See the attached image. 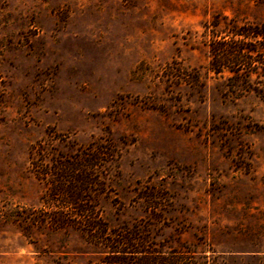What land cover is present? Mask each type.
<instances>
[{"label":"rangeland","instance_id":"374dc122","mask_svg":"<svg viewBox=\"0 0 264 264\" xmlns=\"http://www.w3.org/2000/svg\"><path fill=\"white\" fill-rule=\"evenodd\" d=\"M261 25L264 0H0V264H106L47 220L38 175L100 146L107 235L162 264H264V51L209 64L214 34Z\"/></svg>","mask_w":264,"mask_h":264},{"label":"trees","instance_id":"16d2710c","mask_svg":"<svg viewBox=\"0 0 264 264\" xmlns=\"http://www.w3.org/2000/svg\"><path fill=\"white\" fill-rule=\"evenodd\" d=\"M249 39L257 41L259 49L264 51V26H237L230 29L229 33L214 34L210 43L209 64L212 70L216 73L224 68L235 73L252 72L251 65L262 61L255 59L259 49H251L245 45ZM40 151L43 152L42 149ZM104 154L105 151L100 146L81 148L71 154H56L47 158L49 164L38 171L46 184L41 200L51 211L47 220L60 227L80 224L87 234L101 238L108 248L107 253L111 255L106 264H162L144 249L143 239L131 236L130 232L107 235L105 223L96 218L91 193L92 187L96 185L97 172L103 166L101 161ZM128 255L135 257L130 259Z\"/></svg>","mask_w":264,"mask_h":264}]
</instances>
